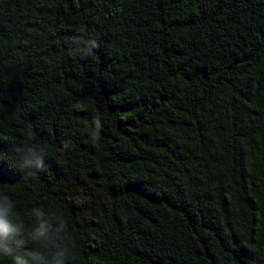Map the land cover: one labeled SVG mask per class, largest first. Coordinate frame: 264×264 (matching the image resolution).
Here are the masks:
<instances>
[{
	"label": "trees",
	"instance_id": "obj_1",
	"mask_svg": "<svg viewBox=\"0 0 264 264\" xmlns=\"http://www.w3.org/2000/svg\"><path fill=\"white\" fill-rule=\"evenodd\" d=\"M0 189L68 264H264V0H0Z\"/></svg>",
	"mask_w": 264,
	"mask_h": 264
},
{
	"label": "clouds",
	"instance_id": "obj_2",
	"mask_svg": "<svg viewBox=\"0 0 264 264\" xmlns=\"http://www.w3.org/2000/svg\"><path fill=\"white\" fill-rule=\"evenodd\" d=\"M76 45L70 54L85 55L92 52L95 42L71 38ZM88 129L92 140H98L102 130L99 118ZM23 143H10L9 152L14 157L10 163L23 178L36 176L45 170L46 145L35 142L32 129L23 132ZM29 221L20 219L15 201L0 189V264H68L73 255L69 242L68 222L55 210L43 206L26 209Z\"/></svg>",
	"mask_w": 264,
	"mask_h": 264
}]
</instances>
